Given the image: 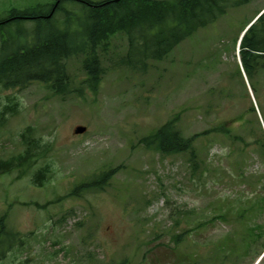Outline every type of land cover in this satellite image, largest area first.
<instances>
[{
	"label": "rangeland",
	"instance_id": "obj_1",
	"mask_svg": "<svg viewBox=\"0 0 264 264\" xmlns=\"http://www.w3.org/2000/svg\"><path fill=\"white\" fill-rule=\"evenodd\" d=\"M46 1L52 0H0V14ZM63 1L71 10L81 3ZM262 10L264 0L231 8L140 70L118 64L128 41L116 35L100 55L104 73L97 91L84 87L81 97L56 96L40 83L0 87V108L15 110L0 124V157L20 152V134L32 127L48 147L53 170L42 187L33 185L31 173L0 177V213L9 209L10 224L27 235L4 264H187L185 258L196 254L203 255L197 264H264V253L256 260L264 234L243 257L232 239L231 247L224 244L230 236L242 238L249 226L264 229V159L253 140L263 126L250 110L255 100L264 120V60L255 88L248 78L253 94L244 78L233 77L238 38ZM83 58L67 60L79 87ZM178 114L186 137L226 126L240 139L214 131L199 136L203 171L193 174L187 155H163L141 140ZM79 125L87 130L75 133ZM108 167L118 170L104 191L66 197L75 183ZM251 203L254 209L242 210ZM220 213L226 219L215 218ZM177 234L184 237L180 244L173 241Z\"/></svg>",
	"mask_w": 264,
	"mask_h": 264
},
{
	"label": "trees",
	"instance_id": "obj_2",
	"mask_svg": "<svg viewBox=\"0 0 264 264\" xmlns=\"http://www.w3.org/2000/svg\"><path fill=\"white\" fill-rule=\"evenodd\" d=\"M78 1L81 3L75 10L69 9L63 0H52L40 2L26 9L13 8L7 15L0 14V87L22 89L33 83H40L60 97L70 93H76L81 97L84 95V87L96 92L104 73L100 55L109 50L112 37L116 35L127 37L128 50L120 58L119 65H126L135 70L145 69L149 61L163 60L176 45L198 29L213 24L229 9L248 2V0ZM24 21H31L33 26L27 28ZM13 26L18 27L19 34L12 36ZM79 55H84L82 69L85 73L84 79L79 81L80 87L74 84L76 79L67 68V60ZM263 57L264 12L242 40L241 59L250 78L253 68ZM237 70L240 68L237 67ZM10 110L15 111L8 105L0 108V124L7 120ZM178 122L179 114L141 140L146 147L155 149L163 155H187L192 173H201L203 167L196 147L198 137L212 131L231 136L232 129L221 126L186 137ZM33 130L32 127H27L21 132L20 141L23 148L20 152L0 157V177L14 171L18 172L17 178L31 173L29 175L33 185L42 187L50 180L53 170L46 156L48 147L41 137L34 135ZM232 138L240 139L238 136ZM254 141L264 159V132H261V136H255ZM117 170L108 167L93 172L75 183L66 197L77 198L88 193L104 191ZM43 207L46 208L47 205ZM248 208L254 209V204L251 203L242 210ZM239 216L243 217L245 213ZM215 218L226 219V216L225 213H220ZM180 224L181 221L176 222V225ZM262 234L264 229L261 225L249 226L242 234V238L233 239L230 236L224 244L231 247L232 242L229 240L232 239L236 247L238 245L237 250L242 249L243 252L239 253L243 257ZM26 237L25 233L10 224L9 209L0 213V264H4L15 249L25 246ZM173 241L180 244L184 237L181 234L174 235ZM219 250L225 252V247L222 245ZM198 256L203 255L196 254V257ZM196 257L191 255L190 258H185L187 264H197ZM215 258L216 256L207 259L208 263H212Z\"/></svg>",
	"mask_w": 264,
	"mask_h": 264
},
{
	"label": "water",
	"instance_id": "obj_3",
	"mask_svg": "<svg viewBox=\"0 0 264 264\" xmlns=\"http://www.w3.org/2000/svg\"><path fill=\"white\" fill-rule=\"evenodd\" d=\"M86 130L84 126H78L75 130L76 133H83Z\"/></svg>",
	"mask_w": 264,
	"mask_h": 264
}]
</instances>
